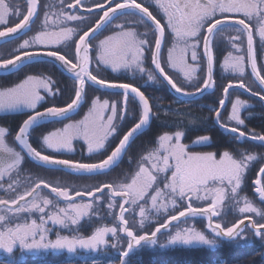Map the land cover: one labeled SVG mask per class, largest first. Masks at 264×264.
Segmentation results:
<instances>
[{
  "label": "snow or ice",
  "instance_id": "1",
  "mask_svg": "<svg viewBox=\"0 0 264 264\" xmlns=\"http://www.w3.org/2000/svg\"><path fill=\"white\" fill-rule=\"evenodd\" d=\"M52 7L42 5L41 0H24L23 7L14 0H0V38L8 40L21 31L26 34L38 25L36 34L23 39L15 55L0 59V70H22L25 60H50L71 74L74 81V95L66 106H48L43 111L39 108L46 97L61 91L54 87L50 76L27 75L15 86L0 87V113L24 111L27 115L15 130L0 125V187L6 183L5 191L12 193L8 199L0 198V264H24L27 254L49 252L76 257L66 260L65 264H100L101 257L96 254L109 249L115 250L116 258L107 264H132V257L144 247L216 248L218 239L246 240L248 232L264 241V166L259 167L253 181L261 206L241 196L242 185L249 179L253 165L256 162L264 165V153L254 155L251 147L223 150L219 156L216 151H196V147L214 144L210 135L199 136L190 150L181 142L185 131L158 133V143L154 141L153 150L136 162V170L125 182H104L73 192L68 187L31 178L21 186L18 180L29 160L79 175H110L109 169L127 154L132 141L158 119L159 108L153 111L149 98L140 88L109 82L93 74L90 66L95 64L97 71L110 69L114 73L147 71L149 81H155L158 72L175 93L192 98L215 88L214 50L223 48L222 37L226 33L238 54L229 51L223 59V69L243 77L246 66L250 67L259 91L242 79L237 84L228 83L219 99V109L212 110L215 119L210 123L234 134V139L245 144L252 141L264 145V134L241 130L240 126H245L241 110L247 102L229 99V89H242L264 102V74L257 64L254 41L258 33L264 59V0H154L148 5L143 0H59L57 10L52 11ZM139 25L144 26V32L138 31ZM109 31L110 35L100 39ZM245 38L247 65L245 54H239L243 52ZM169 42L171 46H167ZM165 47L166 60L162 65ZM149 58L153 69L145 67ZM165 67L182 73L191 88L178 85ZM202 67L206 74L200 79L198 72ZM89 84L104 90L106 96H122L120 114L117 102L110 103L108 98L96 96L90 100L82 120L42 134L40 149L72 153L76 151L73 141L83 140L87 153H99L106 158L85 163L43 154L30 141L34 131L44 121L71 120L89 102L86 92ZM226 101L231 105L230 112L225 108ZM130 102H138L140 106L137 122L119 139L118 146L106 154V146L112 147L110 138L125 121ZM43 189H50L52 198L42 194ZM179 202L186 206L174 211ZM227 208L238 211L233 222L213 219L222 217V210ZM137 210L138 227L132 225ZM126 213H131V217ZM34 214H38V219L26 218ZM153 214H165L164 220L148 231ZM108 217L115 221L112 226L104 223ZM196 218H206L211 237L192 226ZM85 221L90 226H100L92 227L90 235H80ZM57 227L69 234L57 231L56 238L50 239L53 228ZM162 229L166 234L163 239L159 235Z\"/></svg>",
  "mask_w": 264,
  "mask_h": 264
},
{
  "label": "trees",
  "instance_id": "2",
  "mask_svg": "<svg viewBox=\"0 0 264 264\" xmlns=\"http://www.w3.org/2000/svg\"><path fill=\"white\" fill-rule=\"evenodd\" d=\"M133 77L136 78L134 79ZM3 78L6 77H0V87L9 86V80L5 81ZM122 79L126 80V82L130 81L134 83H136L135 81L137 80L141 81V79H145V82L148 80L143 77V74L139 72L137 73L136 71L123 75ZM158 82L160 83L158 85L151 82V84L148 83L147 85H142L140 87L150 99L154 112L159 108V112H157L158 119H155L152 122L148 131L136 139L129 148L127 156L123 159L124 161L117 169L112 171L110 175L93 178L73 177L60 171H48L39 168L29 161L31 170L33 169L44 173L57 174L58 176L81 180H100L110 178L123 170L126 167V164L130 165V169L132 161H135L143 151L154 146V141L158 138V133H169L175 132L176 130L185 131V141L187 143L194 138H199L201 135H210L213 137L214 144L212 146L202 147L201 149L203 152L231 151L235 148V142L238 146H250L258 151L264 149V146H257L253 142L248 141L247 144H245L244 141L236 140L230 135H225L217 126L210 123L211 120H214V116L212 117V110L218 108L219 99L222 95V85L217 88V91L214 94L208 95L200 101L189 103L175 99L167 91L164 84L160 80H158ZM99 91L104 92L103 90H96L95 92ZM239 94L242 95L243 98L253 101L255 106L242 114V118L245 119V126H242V130L246 132L255 131L259 134H264V106L257 100L251 99L241 93ZM131 104L137 109L138 116V112L140 111L139 104L137 102H132ZM135 108L134 112H136ZM176 113H179V115H176ZM1 122L3 125L12 127L15 121L13 119H3ZM93 156L86 157L82 161L85 163L94 162L92 159ZM251 188H253V184ZM254 197L256 198L255 195ZM256 200L258 201L257 198ZM258 203L260 202L258 201ZM164 234L165 232L162 233V235ZM257 240L258 241H255L253 244L241 248L232 245L234 242L222 241L215 249L204 246H175L166 249L144 247L132 257V264H264V247L259 245V241L261 240ZM17 255H19V253H17ZM96 255L101 257L100 264H107L109 260H115L116 258L115 250L112 249H109L106 253H99ZM83 256L84 254H81L80 258H83ZM68 259H76V257H72L67 253H35L27 254L24 264H65Z\"/></svg>",
  "mask_w": 264,
  "mask_h": 264
},
{
  "label": "rangeland",
  "instance_id": "3",
  "mask_svg": "<svg viewBox=\"0 0 264 264\" xmlns=\"http://www.w3.org/2000/svg\"><path fill=\"white\" fill-rule=\"evenodd\" d=\"M138 31L144 32L145 31L144 26L143 25H139L138 26ZM222 42H223V45H224L222 49L224 50L225 56H227V53L229 51L233 52V55L238 54L236 52V50L231 47L229 41L227 40V33L225 34L224 37H222ZM168 44L170 45V42ZM169 45H167V46H169ZM166 47L164 48V51H166ZM257 48L259 50V53L261 54L260 48H259V40L257 42ZM165 54L163 56V63L166 60ZM239 54H245V63H246V43L245 42H243V52L242 53H239ZM145 55L148 56V53H146ZM263 61H264V59H263ZM190 63H192V62L190 61ZM246 65H247V63H246ZM145 67H146V69H152V66H151V63H150V58L145 61ZM165 68H166V70L168 72H170V70L167 69V67H165ZM132 72H135V71H132ZM132 72L131 71H127V72H125V75L128 74V73H132ZM119 73H122V72H119ZM170 73L172 74L171 76L178 83V85H182L185 88H191V85H188L186 83V81L184 80L183 74H178V73H173V72H170ZM205 74H206V69L202 67L199 70V72H198V76L200 77V79H203V78H205ZM262 74H264V66L262 67ZM147 75H148V72L147 71L145 73H143V77L146 78V79H147ZM181 75H182V77H180ZM133 78L135 79L136 77H133ZM217 78L219 79V81H221V82H219V85H222L223 88L225 87V85L227 84V82L238 83L242 79L246 84H253L254 90L259 91L256 88L255 83L253 82L252 78L250 77V75L248 73L247 66L245 68V74H244V76L243 77H240L238 74H236L235 72H233L231 70H225V69H223V66L221 64V66L219 68V72H218ZM144 80L145 79H142V81H139V80L135 81L137 84L134 83V82H130V81H128L127 83L132 84V86L134 85V86L140 87L142 84H145L146 83ZM151 82H153V84H155V85L160 84L157 79L155 81H149L150 84H151ZM222 90H221V92H222ZM221 98H222V95H221ZM236 98H240V99L245 100L247 102V106L241 110V116H243L242 114L243 113H246L247 110L255 107L253 101H251L249 99H246V98H243L242 95H240L237 92L232 93L231 96H230V100H232L234 102V100ZM256 105H257V103H256ZM230 107H231V105L228 104L227 110L229 112H230ZM118 115H119V113H118ZM213 116H214V113H213L212 117ZM223 116H224V114H223ZM133 122L135 123V122H137V120H135ZM124 126H125V124L123 125V128H124ZM131 126L132 125L130 123L124 129L127 130ZM240 127H241V129L243 128L242 126H240ZM169 134H174V132H169ZM120 136H121V134H120ZM116 138L117 137H115V139L113 140V142H111L109 144L112 145L113 143H116L118 141V139L116 140ZM185 139H186V134H185L184 139L181 142L187 144L189 146V149L192 150L193 149V143L198 138H194L189 143H187L185 141ZM80 141L81 140H78V142L76 144V146H78L76 152L79 151V150H81V147H84V145L82 146L81 144H79ZM155 142L158 143V138L156 139ZM234 145H235V148L245 147V146H242V145L241 146H238L236 142L234 143ZM85 146H86V144H85ZM154 147H155V144H154V146H151L147 150L143 151L135 161H132L131 162V165L132 166L130 167V169H129V166L130 165L129 164H126V167L123 170H121L119 173L113 175L110 178H105V179H100V180H95V179L94 180L93 179H91V180H81V179H75V178H69V177L68 178H63L61 176H58L57 174L44 173V172L37 171V170H33V169L31 170V168L28 169L26 167L25 171L18 177V180H19L21 186H23L24 183L26 181H28L29 178H31V180H42V181H45V182L49 183L50 185H54V186H58V187H68L73 192L77 188L82 189V190L83 189H88V188L95 187V186H97L99 184H102L104 182H125L126 177L128 175H130V174H133L134 171L136 170V162L141 159L142 155H147L148 151H152ZM246 147H250V146H246ZM201 148L202 147H196L195 150L196 151L203 152ZM251 148L253 149V154L254 155L259 156L260 154L264 153V150L258 151V150H255L253 147H251ZM107 150H108V147H107ZM47 151L42 150L43 154H49V155H52L54 157H56V154H59V153L51 152V151H49V153H48ZM220 153L221 152H217L218 156H219ZM60 154H65V155L59 156V157H62L64 159H71V160H74V161L82 162V160H80V159H74L72 156L66 155V153H60ZM83 154H89V153H87V150L85 149L84 152H83ZM106 154H107V152H106ZM103 156H106V155H103ZM103 156L100 155V154L99 155L95 154L94 155V158H96V160H98L99 158H101ZM57 157H58V155H57ZM260 166H263V165H261L259 162H256L253 165L252 170L249 173V179H247L246 182H245V184L242 185V190H241V196L242 197L243 196H247L257 206H261V205H260V203H258V201L256 200V198L254 197L253 188H251V187H252V182L256 178V174H257ZM160 175H163V174H160ZM158 183H159V180H158ZM6 188H7V184L6 183L3 185V187H0V198H2V199H8L12 195V193L5 191ZM161 188H163V185H161ZM164 191H165V194H166L167 193V190L165 189ZM42 194L48 195L50 198H52V195L50 193H48L47 191H45L44 189L42 190ZM60 203H61V206H63V203L64 202L61 201ZM226 203H227V201H226ZM185 206L186 205L183 202H179L177 209H175L174 211H177L178 212L179 210H181ZM194 206H197V205L194 203ZM117 212H118V210H117ZM116 215H117V213H116ZM131 215H132L131 213H128L127 214L128 217H131ZM238 215L239 214H238V211L236 209H234V208H227V209H223L222 210V217H217V219L223 218L226 222H233ZM248 215H252V214L249 213ZM164 216H165V214H161L160 216H156L155 214H153L150 217L151 226L148 228V231H151L154 228V226H156L159 222H163ZM26 218L29 219V220L31 218H37L38 219V214H34L31 217H26ZM96 220L98 221L99 220V217H97ZM138 221H139V215H138V210H137L136 215H135V218L132 221V225H135L136 227H138ZM114 222L115 221H113L111 217L106 218L105 221H104V223H107L109 226H112V224ZM94 226H100V225L99 224H95L93 226H90L88 224V222L85 221L84 224L82 225V228H81V231H80L79 234L80 235H84V236L90 235L91 234L92 227H94ZM192 226L196 227L198 230H203V231L206 232V234H208V232L206 230V222L205 221H203V220L202 221H196V220H194V221H192ZM57 231H60V233L63 234V235L69 234L67 230H61V229H59L57 227V228H53L52 233H51V235H50L49 238L54 240L56 238ZM164 235H166V234H164ZM164 235L161 236V239H163ZM208 235L210 237L212 236L211 234H208ZM257 239H259V238H257ZM257 239L254 238V236L251 234V232H248V235H247V239L246 240L245 239H238L232 245L241 248V247H244L246 245L253 244L255 241H258ZM259 242H260L259 245L261 247H264V241H259ZM220 244H221V241L218 239V245H220ZM196 246H199V245H196ZM191 247H194V246H191ZM204 247H207V246H204ZM159 249H161V248H159ZM211 249H215V248H211Z\"/></svg>",
  "mask_w": 264,
  "mask_h": 264
},
{
  "label": "flooded vegetation",
  "instance_id": "4",
  "mask_svg": "<svg viewBox=\"0 0 264 264\" xmlns=\"http://www.w3.org/2000/svg\"><path fill=\"white\" fill-rule=\"evenodd\" d=\"M14 2L19 3L21 5V7L24 6V0H14ZM89 2H91V0H89ZM137 2H141V0H137ZM143 2L146 5H148V4H152L154 2V0H143ZM41 4L42 5H52L53 6L52 11H56L57 7L59 6V0H41ZM150 10H153V9L150 8ZM154 14H156V13L154 12ZM157 18H159V16ZM161 22L163 23L164 21H161ZM13 23H14V21H13ZM37 27H38V25H34L32 30L30 32H28L27 34L17 38L16 40H13V41H10V42H7V43L0 45V59L9 58L10 56L15 55V51L19 47V45L23 42V39L30 38L31 36L35 35L37 32ZM110 34H111L110 31L105 32L104 35L100 36V39H103L104 36L110 35ZM167 38H168V33L166 31V39ZM254 40L256 42L257 64H258L259 68H262L264 66V61L261 58V54L259 53V50L257 48V42L259 40L258 34H256L254 36ZM244 42L246 43V38H245ZM69 43H71V42H69ZM96 43H98V41H96ZM169 46H171V45H169ZM214 52L216 54V61H217L214 64L215 79H216V83H219V82H221L217 78L219 68L223 62V59L226 56L224 54L223 49H221L219 51L214 50ZM165 53H166V51H164V49H163L162 64H164L163 63V56ZM61 54H64L63 51H61ZM71 54L72 53L69 52L70 56H71ZM92 54L93 55L95 54V48L94 47L92 49ZM165 57H166V54H165ZM246 63H247V56H246ZM95 67H96L95 64H93L91 66V70H93V74L98 75V77L104 78V79L108 80L109 82L127 83L126 80L122 79V76L125 75V71H121L122 73H114L110 69H105L103 71H97V70H95ZM102 67L103 66H101V68ZM167 69H169V68H167ZM247 69H248V66H247ZM169 70H170V72H173V73L182 74L176 70H172V69H169ZM130 71H135V70H130ZM165 71L168 72L166 70V68H165ZM136 72H138V71H136ZM170 72H168V74L172 75ZM27 75L50 76L51 79L55 82L54 87L61 89L60 93H58L56 96H47L46 97L45 102L39 108V110H41V111H43L44 108L48 107V106H53V105L58 106V107L66 106V104L70 102L71 98L74 95V92H73L74 81H73V79L70 78L69 76H67L66 74H64L57 66H54L51 63L45 62V63L29 64V65H26L25 67H23L22 70H19L14 74H11L8 76H0V77H6V78H3V80H5V81L9 80L8 82L10 85L7 87H11V86H15L16 83L21 82L23 79L26 78ZM180 77H182V75ZM252 80H253V78H252ZM253 82H254V80H253ZM257 89L259 90V88H257ZM96 90L97 89L90 86V84L86 87V92L88 93V96L90 98L89 102L82 105L81 108L78 110V112L74 116L71 117V120H64V121H60V122L50 123V124H46L44 126H40V127L36 128V130L33 133V136L30 138V141L33 143V146L40 149V146L42 143V141L40 140V137L42 134L46 135L50 131H53V130H56L59 128H63L69 122H77L79 120H82L84 118V116L87 115L88 108L90 106V100L95 98L96 96H100L102 99L108 98L110 100V103L111 102H117L118 113L120 114L121 104H122V96L117 95V96L109 97V96H106L104 94V92H100V91L95 92ZM131 103L132 102H130L128 104L127 111L125 112V121H122L120 123V129L111 137V139L109 140V143L113 142L115 137H117L116 140L118 139V141L116 143H113L112 147L108 148V150H107V146H106L105 152H107V154H110L111 150H114V147L118 145L119 139L122 138L123 134H126V132L128 130H130V128L132 126H134L133 121H135L137 118V109ZM134 108L136 109V112H134ZM26 118H27V115H26V112H24V111L16 112V113H0V125H3V123L1 122L3 119H13L15 122H14L13 126L9 127V128L11 130H15L17 128V126L20 125L22 123V121ZM130 123L132 126L127 130L124 129ZM124 124H125V126L123 128ZM120 134H121V136H120ZM77 142H78V140L73 141V144H74V147L76 148V150L78 148V146H76ZM79 144H81L82 146L84 145V147L80 146L81 150H79L77 152L74 151L72 153H67V152H62V153H66V155L72 156L74 159H80V160H84L86 157H89V156L91 157L95 154L99 155V153L83 154L84 150L86 149L85 143L83 140H81L79 142ZM256 145L258 146V144H256ZM41 150L47 151L46 149H41ZM262 150H264V149H262ZM47 152L49 153V150ZM57 155H58V157H57ZM61 155H65V154L59 153V154H56V157L62 158V157H59ZM104 158H106V156H103V157L99 158L98 160H96V158H94V156L92 157L94 162H96V161L100 162ZM27 168L30 169L29 161L27 163ZM61 177H63V176H61ZM63 178H67V177H63Z\"/></svg>",
  "mask_w": 264,
  "mask_h": 264
},
{
  "label": "water",
  "instance_id": "5",
  "mask_svg": "<svg viewBox=\"0 0 264 264\" xmlns=\"http://www.w3.org/2000/svg\"><path fill=\"white\" fill-rule=\"evenodd\" d=\"M24 34H25V32H24V31H21V33L16 34V35L10 37L8 40H5L4 38H0V45H2V44H4V43H7V42H10V41H12V40H15V39H17V38L23 36ZM162 50H163V49H162ZM44 62L51 63L50 60H48V61H44ZM34 63H41V62L25 60V63H24V65L22 66V68L25 67L26 65L34 64ZM55 66H57V67H58V68H59L64 74H66L67 76H69L70 78H72L71 74L67 73L65 70H63L62 68H60L58 64L55 65ZM152 66H153V65H152ZM153 68H154V66H153ZM90 70H91V66H90ZM17 71H19V70L16 69V68H10L9 71L0 70V75H1V76H6V75L13 74V73H15V72H17ZM249 71H250V74H251L250 67H249ZM156 74H157V76L163 81V83L165 84V86H166L167 89H168V92H169L173 97H175L176 99H179L180 101H184V102L198 101V100L204 98L206 95L213 94L214 91H215V89H216V88H214L212 91H208V90H206L204 93H202V94H200V95H198V96H195V97H192V98H188V97H184V96H181L180 94L175 93V91L171 89L170 85H168L167 82L163 80V77L160 76L158 72H156ZM213 76H214V71H213ZM253 79H254V78H253ZM93 86H94V85H93ZM94 87H96V88L99 89L98 86H94ZM231 91H239V92H241V93H243V94L249 95V96H251L252 98H254V99L260 101L259 96H252L250 92H246V91H244V90H242V89H240V90L229 89V94H230ZM227 105H228V102L226 101V103H225V108L227 107ZM222 113H223V110H221V115H222ZM72 116H73V115H72ZM214 119H215V117H214ZM57 121H62V120H48V121H44V122H42L39 126L44 125V124H49V123H52V122H57ZM151 123H152V122H151ZM151 123H150V126H151ZM39 126H38V127H39ZM150 126H149V127H150ZM217 127L219 128V126H217ZM148 129H149V128H148ZM148 129H146L142 134H144ZM219 129H220L224 134H226V135H230V136H233V137H234V134L229 133V132H226V131H224V129H221V128H219ZM142 134H141V135H142ZM139 136H140V135H139ZM139 136H137V137L132 141V143H133V142H134ZM241 141H243V140H241ZM251 142H252V141H251ZM132 143H131V144H132ZM255 143H258V144H259V142H255ZM131 144H130V146H131ZM130 146H129V147H130ZM124 156H125V155H124ZM124 156L121 157V159H120V161L118 162L117 165H115V166H113L111 169H109V172H111L112 170H114V169L120 164V162H121V160L123 159ZM30 161H31V160H30ZM31 162L34 163L35 165L39 166V167H42V168H45V169H48V170H60V171L66 172V173H68V174H70V175H73V176H76V177H94V176H87V175H79V174H76V173H74V172H70V171H68V170H66V169L59 168V167H57V168H52V167H49V166H41L40 164H37V163H35V162H33V161H31ZM46 190L50 192V189H46ZM106 191H107V190H106ZM50 193H51V192H50ZM254 193H255V195L258 197V194L255 192V190H254ZM97 195H100V194L98 193ZM258 198H259V197H258ZM78 199H79V198H78ZM87 199H88V198L85 197V200H87ZM117 199H119V198H117ZM126 214H127V213H126ZM214 218H215V217H214ZM214 218H213V219H214ZM205 219H206V218H205ZM163 232H164V230L162 229V232H161V233H163ZM209 232H210V231H209ZM210 233H211V232H210ZM211 234H212V233H211ZM122 235H123V234H122ZM159 235H160V234H159ZM221 241L232 242V241H228V240H221Z\"/></svg>",
  "mask_w": 264,
  "mask_h": 264
}]
</instances>
